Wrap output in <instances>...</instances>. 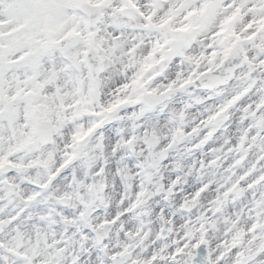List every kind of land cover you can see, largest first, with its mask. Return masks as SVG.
Returning a JSON list of instances; mask_svg holds the SVG:
<instances>
[{
	"label": "snow or ice",
	"instance_id": "obj_1",
	"mask_svg": "<svg viewBox=\"0 0 264 264\" xmlns=\"http://www.w3.org/2000/svg\"><path fill=\"white\" fill-rule=\"evenodd\" d=\"M69 9L82 15H71ZM113 71L121 79L117 99L105 112L143 101L149 112L165 113L180 102L183 108L175 115L182 119L185 110L201 107L206 118L192 129L196 142L183 151L204 150L207 156L197 161L201 171L223 172L215 183L197 185L190 203L173 212L171 220L167 209L161 212V234L173 231V225H179L181 234L167 255L149 249L145 264L158 259L181 264L196 233L193 224L201 233H221L217 264L232 253L235 264H248L252 255L264 251V246L254 253L237 251L245 238L252 243L264 235V0H0V125L7 123L18 132L15 142L10 138L7 144L0 133V205L19 201L41 212L42 223L59 226L60 220L70 231L78 226L77 217L87 221L102 211L83 197L76 207L72 193L42 211L37 193L48 184L32 172L49 169L52 154L32 159L24 154L38 152L49 140L46 124L55 128L82 115L87 96L98 94L102 75ZM123 93L129 95L121 98ZM69 97L78 98L65 103ZM69 109L71 114L65 115ZM143 117L144 110L128 119L139 122ZM220 132L228 135L215 142ZM136 139L125 138L128 150L136 151ZM141 140L151 148L158 136L145 131ZM186 142L174 136L167 148L144 160L136 191L145 200L173 190L156 186L141 191L146 183L152 187L153 171L167 162L168 153L179 155ZM67 163L49 171L51 184L63 180ZM199 201L205 206L195 213ZM121 203L123 211L113 209L104 224H117L138 207ZM93 231L84 227L85 240ZM207 244L204 234L192 240L197 250L192 264H211Z\"/></svg>",
	"mask_w": 264,
	"mask_h": 264
},
{
	"label": "clouds",
	"instance_id": "obj_2",
	"mask_svg": "<svg viewBox=\"0 0 264 264\" xmlns=\"http://www.w3.org/2000/svg\"><path fill=\"white\" fill-rule=\"evenodd\" d=\"M69 14L82 15L76 9H69ZM45 19H48V14ZM120 79L116 71L103 74L98 94L87 96V103L83 105L87 110L75 119L63 120L55 128L46 124L49 140L38 152L24 154L26 159L47 158L49 153L52 154L49 169H34L32 172L48 184V187L37 193L42 211L53 206L57 197L64 193H72V204L76 207L80 206V198L83 197L95 209L102 211L87 221L77 217L78 226L70 231L60 220H57L59 226H53L50 222L42 223L38 218L41 212L29 210L27 204L21 205L19 201L0 205V264H145L151 258L149 249L167 255L181 234L179 225H173V231L161 234V212L167 209L171 220L173 212L178 211L185 202L190 203L197 185L213 184L218 179L217 174L223 175L220 168L214 172L208 169L202 172L197 166V161L207 156L204 150L191 154L183 151L196 142L197 137L191 135L192 129L198 126L199 120L206 118L201 107L193 106L185 110L182 119L175 115L183 108L180 102L171 104L165 113L149 112L143 101L129 102L119 110L107 113L104 108L115 103V90ZM126 95L129 93L121 94V98ZM76 98H66L65 103L70 104ZM142 110L144 117L141 121L128 119L132 112L139 113ZM71 111L69 109L65 115H70ZM19 123L22 120L17 122V128ZM145 131L149 135L155 131L158 136V142L151 148L142 143ZM0 133L6 144L10 138L12 142L18 138V132L7 123L0 125ZM130 135L137 138L135 152L128 150L124 143ZM226 135L220 132L215 142L222 141ZM77 136H83L84 139L77 141ZM174 136L178 139L183 136L187 142L183 144L179 155L176 152L168 153L167 162H161L160 167L153 171L152 187L149 188L146 183L141 191L151 192L156 186L173 190L158 199L145 200L136 191L145 173L141 165L144 160L151 158L152 152L167 148ZM251 159L252 156H249V161ZM65 161H68L67 174L60 183L51 184L48 180L49 171L54 173ZM174 185L178 187L173 188ZM122 201H128L129 206L137 203L138 207L117 224H104L112 216L113 209L123 211ZM198 203L195 213L205 206L203 201ZM157 207L160 211H157ZM145 210L147 215L142 214ZM87 226H91L94 231L85 240L83 229ZM193 228H196V233L192 240L204 234L211 264H217L216 256L222 250L219 247L221 233L212 230L201 233L195 224ZM192 240L181 257V264H192L191 256L197 254V250L191 247ZM262 246L264 235L252 243L245 238L237 251L254 253ZM81 256H84L83 260ZM153 264L166 262L158 259ZM224 264H235V253L226 255ZM248 264H264V251L252 255Z\"/></svg>",
	"mask_w": 264,
	"mask_h": 264
}]
</instances>
